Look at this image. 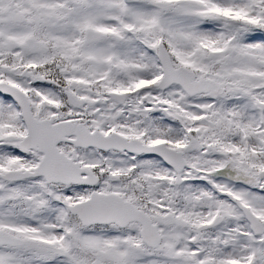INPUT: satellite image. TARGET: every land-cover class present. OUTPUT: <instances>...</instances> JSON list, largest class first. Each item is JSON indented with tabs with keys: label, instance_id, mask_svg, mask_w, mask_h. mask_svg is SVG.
Returning <instances> with one entry per match:
<instances>
[{
	"label": "snow or ice",
	"instance_id": "1",
	"mask_svg": "<svg viewBox=\"0 0 264 264\" xmlns=\"http://www.w3.org/2000/svg\"><path fill=\"white\" fill-rule=\"evenodd\" d=\"M0 264H264V0H0Z\"/></svg>",
	"mask_w": 264,
	"mask_h": 264
}]
</instances>
